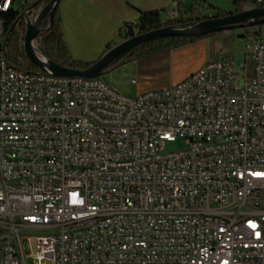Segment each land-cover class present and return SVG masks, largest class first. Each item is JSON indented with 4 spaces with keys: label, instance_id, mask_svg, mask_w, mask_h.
<instances>
[{
    "label": "built area",
    "instance_id": "2783aa9c",
    "mask_svg": "<svg viewBox=\"0 0 264 264\" xmlns=\"http://www.w3.org/2000/svg\"><path fill=\"white\" fill-rule=\"evenodd\" d=\"M34 1L0 0V264H264V41L127 97L6 61Z\"/></svg>",
    "mask_w": 264,
    "mask_h": 264
},
{
    "label": "trees",
    "instance_id": "16d2710c",
    "mask_svg": "<svg viewBox=\"0 0 264 264\" xmlns=\"http://www.w3.org/2000/svg\"><path fill=\"white\" fill-rule=\"evenodd\" d=\"M38 0H35L36 2ZM234 8V13L244 11L243 6L249 5L252 8L260 9L264 8V3H258V0H229ZM33 2V3H34ZM32 3V4H33ZM48 0L44 1L43 5H46ZM190 6L180 7L178 6L177 18L162 22L161 13L148 12L139 17L138 22L133 24H125L118 34V39L124 41L135 35L145 34L153 30L161 29L168 26L176 28H187L200 21L222 18L231 13H224L217 10L211 5H205L203 0H191ZM32 4L22 6L19 4V11H12L2 18L4 29V40L2 44V50L4 52L6 61L15 69L25 72L37 73L40 72L35 66H33L24 53V35L26 32V22L22 13L26 11ZM208 9L212 10L211 16L202 15L200 10ZM36 11V9L34 10ZM246 35L248 37L257 39L258 32L255 28L246 29ZM213 35V34H212ZM212 35L188 37V38H167L162 40H156L154 42L146 43L135 47L121 56L118 60L113 62L105 71L104 74L113 70L123 64L134 62L137 65V74L139 76L151 75L158 71H164L168 68V60L170 53L183 48L189 44L196 42L205 37ZM38 45L39 53L47 60L55 65L72 70V71H84L88 69L93 63H84L81 61L73 60L69 54V51L63 40L61 32V21L58 14V7L53 12L51 23L48 21L42 22L39 35L35 41ZM154 62H164V65L159 69H147ZM146 67V68H145Z\"/></svg>",
    "mask_w": 264,
    "mask_h": 264
},
{
    "label": "crops",
    "instance_id": "0c3cea01",
    "mask_svg": "<svg viewBox=\"0 0 264 264\" xmlns=\"http://www.w3.org/2000/svg\"><path fill=\"white\" fill-rule=\"evenodd\" d=\"M203 1L205 5L220 10H224L222 7L229 8L228 12L233 8L228 0ZM185 6L186 3L180 5ZM175 7L170 0H61L58 4V14L63 40L71 58L84 63H95L117 44L119 31L125 24L135 25L144 13L166 14ZM176 51L171 52L170 57L176 56ZM219 58L229 59L225 54H220L212 61ZM191 73L193 71L184 74L181 79ZM178 81L169 82L164 86Z\"/></svg>",
    "mask_w": 264,
    "mask_h": 264
},
{
    "label": "rangeland",
    "instance_id": "374dc122",
    "mask_svg": "<svg viewBox=\"0 0 264 264\" xmlns=\"http://www.w3.org/2000/svg\"><path fill=\"white\" fill-rule=\"evenodd\" d=\"M215 2L218 3L219 1ZM190 4V2H187L186 6H190ZM222 8L227 11L216 9L224 13H234V8H232L231 12H228L229 8ZM251 8L247 4L243 6L244 11ZM200 13L211 16L213 12L212 10L202 9ZM35 15L36 13L32 15L31 21L35 18ZM161 19L163 22L168 21L165 13L161 14ZM246 31V29H234L216 33L179 48L174 52L176 56H169L168 68L163 72L158 71L151 75L139 76L136 63L129 62L103 74L100 79L119 94L134 97L144 91L160 88L169 82L183 80L187 76L182 79L181 76L197 71L220 54H225L227 58L236 63H242L244 61L245 45L251 40V37L246 35ZM255 31L259 33L258 37L264 40V24L256 27ZM120 42L122 40L118 39L117 44ZM163 65L164 62H154L147 69L160 70ZM184 147V140L177 139L174 142L164 143L163 150L164 152H175L182 150Z\"/></svg>",
    "mask_w": 264,
    "mask_h": 264
},
{
    "label": "water",
    "instance_id": "95a60500",
    "mask_svg": "<svg viewBox=\"0 0 264 264\" xmlns=\"http://www.w3.org/2000/svg\"><path fill=\"white\" fill-rule=\"evenodd\" d=\"M38 0L34 2L21 17L26 22V32L24 35V53L30 63L40 72H49L56 77H81L85 79L100 78L104 71L121 56L131 49L140 45L167 38H188L197 36L212 35L227 32L234 29L256 28L264 24V8H251L239 13H231L222 18H214L200 21L187 28H176L173 26L153 30L145 34L135 35L110 48L99 60L93 63L88 69L78 72L68 70L55 65L42 56L38 49L34 47L40 27L43 21L51 23L53 12L58 7L61 0ZM36 9V11H34ZM37 13L33 21L31 15Z\"/></svg>",
    "mask_w": 264,
    "mask_h": 264
},
{
    "label": "snow or ice",
    "instance_id": "6c2138e0",
    "mask_svg": "<svg viewBox=\"0 0 264 264\" xmlns=\"http://www.w3.org/2000/svg\"><path fill=\"white\" fill-rule=\"evenodd\" d=\"M259 175V174H258Z\"/></svg>",
    "mask_w": 264,
    "mask_h": 264
}]
</instances>
